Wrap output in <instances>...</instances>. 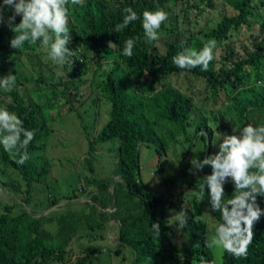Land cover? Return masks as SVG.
Returning a JSON list of instances; mask_svg holds the SVG:
<instances>
[{
  "label": "trees",
  "instance_id": "obj_1",
  "mask_svg": "<svg viewBox=\"0 0 264 264\" xmlns=\"http://www.w3.org/2000/svg\"><path fill=\"white\" fill-rule=\"evenodd\" d=\"M171 1L187 0H83L76 6L69 3L68 28L72 42L68 47L78 49L79 54L74 57L73 66L67 69L66 78L59 82L45 81L40 65L43 49L37 48L41 43L26 42L22 49H13L10 40L15 33L8 20L0 22V78L9 72L17 78L15 87L7 92L9 100L0 108L15 113L25 129L34 131V139L26 149L29 159L23 165L16 163L19 155L15 150L7 152L0 144V172H13L24 181L28 190L32 183L46 182L51 168L46 154L47 140L52 132L49 120L54 114L72 111L74 101H79L83 95L80 92L82 77L89 71L85 58L91 57L96 63L110 61L109 70L101 75V81L94 87L108 104V117L96 135L89 138V144L112 142L117 138L113 141L118 158L115 171L121 174L123 182L113 186V218L117 223L118 242L131 249L133 261L130 264H192L193 260L199 264L200 259L210 264H264V215L254 223V236L246 258H236L221 250L220 262H217L211 249L206 247L207 225L202 217L205 207L215 217L216 225L222 222L219 212L211 210L207 186L202 200L197 194L200 180L211 175L212 169L205 166L197 171L191 167L197 173L195 178L190 167H186V158L194 138H201L199 159L215 154L210 151L201 131L208 117L194 115L195 102L191 95L180 85L169 82V77L182 75L183 80L203 81L214 101L217 94L222 93L227 102L219 123L227 119L228 126L221 127L227 134H238L233 133V128L248 123L264 125V122L249 120L253 111L264 110V36H253L254 50L236 61L233 50H225L223 59L229 61L228 67L216 68L215 49L207 71L200 67L180 69L172 63V58L186 47L199 52L210 39H215L219 45L227 43L234 32L250 28L253 20L259 22L264 32V0H222L230 6L231 13L222 14L213 26L189 32L185 38H172L164 44L163 50H158L141 37L144 33L142 13ZM204 2L210 8L215 6L213 0ZM128 7L137 12L140 19L121 32H114L115 26L122 23L126 15L123 10ZM20 20L21 17L16 16L15 23ZM199 33L205 39L196 35ZM129 38L136 41L131 58L122 55ZM28 66L36 68L29 78L25 72L18 73V69L27 71ZM144 78L148 80L146 86L142 85ZM5 93L0 89V95ZM189 126L190 134L187 133ZM141 144L152 147L158 156L160 187L166 185L160 194L151 191L139 177L138 147ZM185 144L188 146L181 151L179 166L166 177L168 157L164 155L170 147L181 150ZM88 167L93 172L91 162ZM176 180L179 182L175 183ZM2 183L6 186V182ZM89 183L96 190L90 202L39 217L25 210L16 211L13 201L0 200V264H93L90 259L93 255L98 257L96 254L101 252V247L91 243L81 245L79 254L72 257L70 245L75 237L103 238L106 214L96 213L95 202L101 209L108 206V179L94 175ZM180 183V191H177L175 184ZM224 187L225 200L232 198L235 188L231 178ZM30 199L28 196L26 202ZM57 201V197H52L48 207ZM257 203L264 209V196H257ZM170 209L176 213L182 209L187 211V225L179 229V233H175L170 224ZM153 222L160 225L159 237L153 234ZM177 234L180 241L175 238ZM122 259L125 260V256Z\"/></svg>",
  "mask_w": 264,
  "mask_h": 264
},
{
  "label": "rangeland",
  "instance_id": "obj_2",
  "mask_svg": "<svg viewBox=\"0 0 264 264\" xmlns=\"http://www.w3.org/2000/svg\"><path fill=\"white\" fill-rule=\"evenodd\" d=\"M213 2L215 4L214 8H210L204 0L171 1L161 7L154 8L151 11L155 12L158 9L165 11L168 14V19L161 24L157 41L148 40L144 33L141 37H144L158 50H163L164 44L174 37L185 38L189 32H197L198 29L213 26L222 14L231 13L230 6L222 0H213ZM0 5H3V0H0ZM198 9L201 11L198 12ZM13 11L14 9L10 6L4 7V22L8 20L10 13H13ZM251 23L250 28L244 27L234 32L227 43L216 45L214 48L217 59L216 68L221 65L228 67L229 61L223 59L225 50H233L234 61L238 58L246 57L248 52L254 50L252 37L261 38L264 36V32L260 29L259 22L253 20ZM171 31H176V33ZM196 35L205 39L202 33ZM37 48L39 50L43 49V58L40 65L46 82H59L65 79L67 69L73 66L75 63L74 57L79 54L78 49L71 48L73 55L67 58L66 63L60 65L49 58V49L44 48L42 45H37ZM85 61L89 63V71L82 77L84 81L80 87V92L83 95L79 98V101H74L72 111H68L65 114H54L49 120L52 132L47 140L46 154L51 161V168L46 182L32 183L33 185L28 190L24 181L13 172H0V200L9 203L13 201L16 211L25 210L33 216L39 217L54 211L74 209L79 205H84L85 202H90L91 195L96 191L95 187L89 183L91 177L96 175L99 178H107L109 184L108 206L101 209L98 202H95L97 206L96 213L103 212L106 214L105 220L101 217L104 222L103 238L89 240L84 236L75 237L70 243L73 252L72 257L79 254L78 251L81 245L91 243L102 248L101 252L96 254L98 257H94V255L91 257L90 261L93 264H99V262L100 264H130L133 261L130 253L131 249L118 242L117 223L113 218L114 198L112 186L115 183L123 182L121 174L115 171L118 158L116 156V144L113 141L116 142L117 138L112 142L96 143L92 146L89 144L90 139L96 135L108 117V104L105 102L104 97L101 96V93L95 89V86L101 81V75L109 70L111 62L96 63L91 57L85 58ZM28 67L27 71L26 69H23L24 71L18 69V73L23 74L22 72H25L29 78L36 68ZM169 82L175 86L180 85L184 91L191 95L195 102L194 115L204 114L208 117L207 124L201 131L205 134L206 143L210 145V151L216 153L218 144L222 142V138L218 140L220 134L226 133L221 130V127L229 124L227 119L219 123V118L223 114L222 111L227 100H224L222 93L219 92L214 101V98H211L210 91L205 87V83L198 79L183 80V76L180 75L178 78L169 77ZM147 84L148 80L144 78L142 85L146 86ZM7 92L0 95V107L2 103L4 105L9 100ZM249 120L251 122H264V110L257 109L253 111L251 116H249ZM87 131L89 132V137ZM187 131L190 134L191 126L188 127ZM193 141V146L190 152L187 153L186 158V167H190V169L192 167L190 160L193 157L199 158L202 146L201 138H194ZM187 146L188 144L183 145L181 150H177L175 147H170L167 150L166 155H164L168 157V165L165 171L166 177L172 175L174 168L179 166L178 164H180L182 159L181 151L183 152ZM138 153L140 179L151 191H157L160 194L166 185L160 187L157 154L152 147L144 144L139 145ZM89 162H91L93 172L89 170ZM181 166L183 167L184 165ZM192 172L194 171L192 170ZM176 174L174 176H177ZM187 174L189 173L187 172ZM193 176L197 178V173L193 174ZM2 181L6 182V186L3 185ZM176 182L179 181L176 180ZM175 185L177 186L176 190L180 191L181 183L180 185ZM28 196L31 199L26 202ZM54 196L59 201L48 207L49 201ZM168 212L174 232L179 233L178 222L173 223V220H171L177 214L176 211L170 209ZM202 217L207 225V235L210 236L216 227L217 221L206 207L203 210ZM175 238L180 241L178 234ZM211 251L215 260L220 262L221 249L212 248ZM123 256H125V260L122 259Z\"/></svg>",
  "mask_w": 264,
  "mask_h": 264
},
{
  "label": "clouds",
  "instance_id": "obj_3",
  "mask_svg": "<svg viewBox=\"0 0 264 264\" xmlns=\"http://www.w3.org/2000/svg\"><path fill=\"white\" fill-rule=\"evenodd\" d=\"M83 0H3L0 5V22H3V9L10 6L14 9L8 17V24L15 33L10 40V47L20 50L26 42L35 44L37 41L49 49V58L60 65L67 62L73 55L68 47L72 42L71 31L68 28V5H80ZM123 21L115 26L114 32L123 31L128 25L138 19L137 12L131 7L125 8ZM16 16L21 20L15 23ZM168 19V14L162 9L155 12L145 10L142 13V28L145 37L150 41L159 39L158 30ZM138 39V38H137ZM135 39L129 38L123 48L122 55L131 58ZM215 39L209 40L199 52L186 47L172 58V63L180 69L200 67L207 71L213 60ZM16 75L9 72L0 78V89L12 90L16 85ZM233 133L220 134L218 151L207 155L204 159L193 157L190 164L194 170H202L205 166L212 169L211 175L204 176L199 183L197 194L204 198L205 186L209 189L211 210L219 212L222 222L218 223L214 233L207 237V248H218L236 258H246L248 248L253 240L254 223L264 215L257 203V196H264V125L253 126L248 123L241 128H233ZM34 139V131L23 127V121L15 113L6 108H0V144L7 152L15 150L19 155L17 164L23 165L28 159L27 147ZM24 150V151H21ZM195 174V172H193ZM231 178L234 184L232 198L225 200L224 185ZM173 223L178 222V228L183 229L188 222L187 211L182 209L172 217ZM154 236H160L159 223H152ZM192 264H197L193 260ZM199 264H210L200 259Z\"/></svg>",
  "mask_w": 264,
  "mask_h": 264
},
{
  "label": "water",
  "instance_id": "obj_4",
  "mask_svg": "<svg viewBox=\"0 0 264 264\" xmlns=\"http://www.w3.org/2000/svg\"><path fill=\"white\" fill-rule=\"evenodd\" d=\"M207 150H208V149H207ZM112 188H113V186H112ZM112 188H111V189H112Z\"/></svg>",
  "mask_w": 264,
  "mask_h": 264
}]
</instances>
